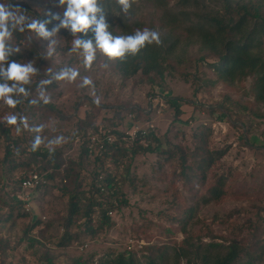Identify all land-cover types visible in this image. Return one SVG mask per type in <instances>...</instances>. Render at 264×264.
Returning <instances> with one entry per match:
<instances>
[{
  "label": "rangeland",
  "instance_id": "1",
  "mask_svg": "<svg viewBox=\"0 0 264 264\" xmlns=\"http://www.w3.org/2000/svg\"><path fill=\"white\" fill-rule=\"evenodd\" d=\"M10 1L14 6L28 5L32 12L26 16L30 20L36 19L37 12L44 16L52 13V0ZM169 6L174 12L184 9L192 20L202 12L216 13L222 10L221 0H196L187 6L180 0H169ZM156 27L160 36L167 33L159 24ZM61 29L65 30L64 37L57 43L62 45L55 49L43 45L41 59H37L26 46L21 47L15 40L12 42L13 46L25 54L22 64L32 63L36 69L39 65L40 70L44 60L49 62L43 69L44 80L51 81L48 85L55 82L58 92L53 96L47 95L50 98L47 104L54 107L50 113L31 104L12 108L0 100V264H49L48 258L55 264H65L77 257L94 254L95 259H98L144 245L165 249L164 258L158 264H189V259L201 264L205 255L224 254L228 245L234 242L240 243L242 247L239 264H264V119L249 121L244 117L242 121L237 120L240 116L236 109L228 102H223L225 91L221 86L197 93L196 84L183 72L201 70L204 64L202 61L180 63L177 72L166 73L165 79L158 81L159 84L145 83L140 75L123 79L120 72L111 71L95 62L86 68L83 50L74 44L79 38L78 33L73 34L70 28ZM178 53L181 51L178 50ZM187 55L190 58L199 56V45L190 43ZM206 59L216 61L212 56ZM64 69L77 71V77L71 81L54 79ZM85 78L92 83L85 84ZM31 80H38L36 74ZM234 90L232 95L240 98L243 103L264 110V104L255 100L251 78L238 84ZM165 92L183 99L180 115L164 99ZM217 106L228 112L230 119L220 120L219 109L211 113V108ZM133 107L139 112L132 111ZM9 114L18 116L16 125L7 124L6 117ZM19 117L26 118L28 127L21 123ZM112 120L122 121L120 127L124 133L135 128L147 129L148 133L154 132L160 141L152 142V146H156L155 152L140 150L129 158L131 169L129 180L124 186L128 202L122 209L115 210V225L103 228L94 236L93 241L85 234L72 231L70 245L59 246L63 233L70 232L72 228L67 226L69 195L61 186L66 181L61 183L58 175L51 185L36 192L29 211L15 205L5 192L2 180L6 175L16 174L17 177L23 173L30 155L6 158V134L18 139L26 150L32 148L39 135L44 141L39 147L48 150L53 147L51 153H59L57 161L67 159L73 165L74 172L66 184L73 188L79 173L85 177L84 182L88 181L90 172L84 166L89 169L98 167L91 160L85 164V158L80 157V144L75 145L76 136L73 137V134L82 123L87 132L77 135L93 133L89 127L91 124L101 128V134L105 133V127ZM204 124L212 126L209 148H227L226 154L219 161L218 171L230 172L239 184L236 187L242 192L240 196L227 195L220 201L206 202L203 197L191 192L183 181L174 183V172L181 170V152L177 145L182 146L186 152H192L198 144L194 134ZM41 125L43 128L39 133L34 131ZM109 131L112 130H107V133ZM60 135L65 137L64 143L59 146L47 144L48 140ZM124 147L128 149L130 157L132 148L137 146L132 144ZM165 150L173 152L171 161L165 160L167 154L162 153ZM206 196L209 197V194ZM178 205L194 206L184 229L181 226L171 227L168 222V218L177 213ZM145 220L147 223H157L162 232L158 233L157 228H153L154 232L147 240L144 234L135 233L134 228ZM185 240V254L179 258L176 251H180ZM85 243L88 245L81 248ZM212 243L219 246L210 247ZM139 255L142 261H146L143 253Z\"/></svg>",
  "mask_w": 264,
  "mask_h": 264
},
{
  "label": "trees",
  "instance_id": "2",
  "mask_svg": "<svg viewBox=\"0 0 264 264\" xmlns=\"http://www.w3.org/2000/svg\"><path fill=\"white\" fill-rule=\"evenodd\" d=\"M180 1L184 6L196 2V0ZM221 2L222 10L220 12H202V14L196 16L195 20H192L184 9L179 12L172 11L169 0H136L128 14L121 11V6L116 3V0H99L100 6L106 13L107 23L110 25L109 31L113 36L131 35L137 29L142 30L144 28L157 30L156 24H159L162 29H166L167 33L161 36L162 43L159 46L155 43L148 45L136 56L129 55L124 60H109L97 50L93 62L102 66L107 65L111 71L120 72L123 79L140 75L143 82L154 85L159 84V80H164L166 73H176L180 63H192L195 60L202 61L204 64H202L201 70L195 69L196 71L193 73L183 72V75L185 74L196 84L195 90L197 93L202 90L210 91L221 86L225 91L223 102H228L231 107L236 109L240 116L237 120L242 121L244 117L249 121L262 120L264 119V110L243 103L240 98L234 94L232 95V93H234V89L238 84L251 78L255 100L257 103L264 104V0H247L243 2L221 0ZM11 5L19 8L25 15L32 12L28 5L23 7L14 6L13 3ZM51 5L53 7L50 15L44 16L39 12L36 13V20L46 22V28L50 32L64 18L63 12L66 7L60 6L59 0H52ZM57 17L60 19H57ZM64 32L65 30L59 28L54 35L43 38L34 31H28L27 29L23 32L13 31L11 39L6 41L8 48L12 49L8 57L9 62L22 63L25 56L23 50L15 51L17 47L12 44L14 40L21 47L26 46L37 59H41L43 45L54 49L60 48L62 43L58 44L57 42L62 40ZM78 35L79 39H94L92 28H89L86 34L78 33ZM192 42L199 45L200 55L196 58H190L187 55L188 46ZM178 50L181 51L180 54ZM207 56L215 57L216 61H209L206 59ZM46 64H49V62L44 60L40 70L39 65H37L36 76L38 80H31L30 84L24 85L28 90V96L25 98L23 95H18L16 98L21 103L17 104V107L22 104H30L29 101L35 100L37 101L34 104L36 108L44 110L46 113L53 110L54 107L45 104L39 96L41 90L46 96H53L58 92L56 91L55 82H52L51 85L41 84V81H45L43 69ZM9 83L11 84V82ZM164 94V99L175 108L176 114L180 115L183 99L173 97L169 92ZM217 109L221 113L218 117L220 120L230 117L229 113L220 106L212 107L210 111L214 113ZM131 110L139 112L134 107ZM142 113L144 112L139 114ZM120 122L122 123L121 120L110 121L104 132L107 133V130H112L109 132L122 137L124 131L120 127ZM83 123L87 124L86 120H83ZM82 124L76 129L73 137L87 132L85 125ZM89 127L93 133L102 131L101 128L92 124ZM211 133L212 126L210 124L202 125L200 131L194 134L195 141L198 144L192 152H186L182 146L177 145L180 147L181 152V170L174 172V183L178 180L183 181L185 185L189 186L191 192L198 197H203L206 202H217L227 195L240 196L242 192L236 187L239 184L235 178H232L230 172L220 173L218 171L219 161L226 154L227 148L210 149ZM6 137L8 139L6 158L23 157V154L30 155L23 170L28 169L39 155H42L45 160L44 169H53V172L47 175L48 183L41 187L42 191L57 180L58 175H60L58 180L61 183L66 181L65 185L62 184L61 186L69 195L70 212L67 226L72 228L70 232L65 231L63 233L59 246H69L73 239V232L85 234L89 240L93 241L94 236L103 228L115 225V217L108 216L107 211L110 209L120 210L128 202L124 186L129 180L131 169L129 158H132L140 150L155 152L156 146H152V142L160 141L154 132H150L145 138H138L133 142V145L137 147L132 148L130 157L128 149L116 143L109 146L106 152L94 159L90 158L89 150L85 144L79 145L80 157L85 158V164L92 161L93 165H98V167L95 168L94 166V168L89 169L84 166L90 172L88 181L84 182L85 177L79 173L75 186L70 188L66 184L70 174L74 172V168L67 159H62L59 162L57 161L59 155L57 152L52 154L50 150L43 147H38L36 150H33V148L26 150L21 146L18 139L11 138L8 133ZM146 142L147 146L145 145ZM162 153L167 154L165 160L171 161L173 159L171 150H165ZM122 165L123 167L120 169ZM100 176H103L104 179L100 180ZM18 177L21 178L22 173L17 177L16 174L6 175L2 180V184L5 192L10 195L12 202L23 208L21 201L16 196L20 190ZM100 182L107 186L105 192H102L99 187ZM112 183L115 184L114 187H112ZM112 191L113 193H111ZM207 194H209V197L206 196ZM115 200L118 201V205L114 204ZM176 209L177 213L168 218V222L171 227L181 226L184 229L194 206L178 205ZM160 227L157 226V223H147V220H145L137 225L134 231L135 233L144 234L147 240L154 232L153 228H157V232L161 233ZM185 243H187L186 240L179 248L180 251H176L179 258L185 254ZM209 246L217 247L219 244L212 243ZM164 250V248L156 245H144L140 248H128L116 255L104 256L98 259H95L94 254L88 257H77L65 264H158L159 260L164 258ZM241 252L240 243L234 242L228 245V250L224 254L205 255L201 264H239L238 260ZM140 253H143L142 256L146 261H142ZM48 263L55 264L50 258H48ZM188 263L199 264L192 262L191 259L188 260Z\"/></svg>",
  "mask_w": 264,
  "mask_h": 264
},
{
  "label": "clouds",
  "instance_id": "3",
  "mask_svg": "<svg viewBox=\"0 0 264 264\" xmlns=\"http://www.w3.org/2000/svg\"><path fill=\"white\" fill-rule=\"evenodd\" d=\"M121 6V11L128 14L136 0H116ZM60 6H66L63 12V19L60 24L51 32L46 28V22L36 19H29L19 8L13 7L10 0L2 2L0 0V100L9 107L15 108L21 103L16 97L23 95L28 96V90L24 85L31 83V77L37 73V69L32 63L22 64L15 61L9 62L8 57L12 49L8 48L6 41L11 39L13 31H34L38 36L48 38L55 34L60 27L70 28L73 34L87 33L89 28L94 32V39H76L75 47L83 50L84 66L90 68L96 58L97 50L109 60H124L127 56H136L142 49L155 43L159 46L162 43L159 31L155 29H137L134 34L113 36L109 31L110 25L107 23L106 13L100 6L99 0H59ZM57 19H60L57 17ZM19 51V48L15 49ZM107 67V65H105ZM78 72L71 69H64L54 77L56 80L68 79L74 80ZM11 82V84L9 83ZM51 81H41V84H48ZM91 80L85 78V84H91ZM40 99L45 104L50 102V98L41 90ZM31 105L37 101H29ZM96 103H99L97 99ZM18 116L9 114L6 117L7 124L16 125ZM25 127L26 118L19 117ZM43 125L34 129L39 133ZM19 131V127L17 128ZM65 142V137L60 135L47 141L48 145L59 146ZM44 141L39 135L36 136L32 148L36 150ZM53 151V147H49Z\"/></svg>",
  "mask_w": 264,
  "mask_h": 264
},
{
  "label": "built area",
  "instance_id": "4",
  "mask_svg": "<svg viewBox=\"0 0 264 264\" xmlns=\"http://www.w3.org/2000/svg\"><path fill=\"white\" fill-rule=\"evenodd\" d=\"M140 128V127H138ZM148 134L147 129H134L132 131H127L124 133L122 137L114 133H87L86 136L84 135H77L75 137V145L85 144L87 149L89 150L90 157L95 158L98 155H102L104 152L107 151L109 146L114 144H118L119 146L124 145H132L133 142L138 138H145ZM147 146V142L145 144ZM44 158L42 155L37 157V160L34 161L31 166L24 170L22 173V177L19 178L20 182V190L17 193V198L21 201V205L30 210V202L35 195L36 192L41 190V187L48 183L47 175L53 172L52 168L44 169ZM123 165L120 167L122 169ZM63 171V170H62ZM100 180L104 179L103 176L99 177ZM115 184L112 183V187ZM99 187L101 188L102 192L106 191L107 186L102 182L99 183ZM113 193V191L111 192ZM115 205H118V201H114ZM115 210H108V216H114ZM88 244L85 243L81 246V248L86 247Z\"/></svg>",
  "mask_w": 264,
  "mask_h": 264
}]
</instances>
